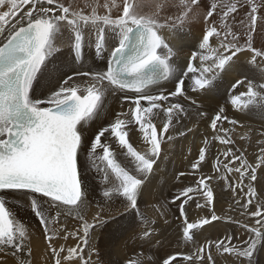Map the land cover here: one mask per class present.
<instances>
[{
  "label": "snow or ice",
  "instance_id": "1",
  "mask_svg": "<svg viewBox=\"0 0 264 264\" xmlns=\"http://www.w3.org/2000/svg\"><path fill=\"white\" fill-rule=\"evenodd\" d=\"M155 7V12L145 14L142 0H85L83 7L78 0H0V253L15 257V264H32L29 229L18 219L17 210L30 211L36 218L53 264H107L93 259L100 255L97 236L128 214L152 223L141 213L140 200L160 158L164 135L174 122L191 115L193 107L200 119L210 121L211 139L225 145L226 150L215 157V174L232 192L243 193L244 202L235 203L245 209L243 214L255 218L254 224H241L249 233L244 247L226 235L156 264H216L213 248L232 257L231 264H256L255 253L264 246V204L254 203L259 194L253 182L264 188V172L259 181L257 177V169H264V143L250 163L235 147L232 134L239 121L229 119L225 107L209 116L191 93L212 91L245 51L251 65H257V58L264 60V50L253 46L258 21L264 34V0H229L222 6L217 0H166ZM166 7H175L178 14L161 16ZM199 9H207L206 27L198 50L181 68L178 52L164 31L185 32L198 19ZM63 48L71 59L59 66L56 58ZM93 49L95 57L105 61L102 70L91 66L85 70V52ZM162 81L170 83L171 90ZM41 84L45 92L36 95ZM240 87L246 91L235 94ZM231 88L232 109L256 111L264 119V82L245 76ZM113 97L127 102V110L97 127ZM161 115L164 122L158 129L155 121ZM224 122L233 127H224ZM132 131L141 135L147 151L130 142ZM208 145L205 137L193 169L206 160ZM89 172L99 178V201L90 198ZM213 178L202 176L195 188H184L172 200L180 201L185 242L196 244L204 225L222 219L214 209L192 222L186 214L190 201L201 210L212 205ZM192 193L202 196L204 203ZM93 203L97 210L86 218ZM62 216L77 220L79 227L68 231ZM154 231L144 228L140 238L145 244L155 242ZM69 237L76 240L75 246L66 249L56 243ZM151 259L147 257L148 264ZM126 264H145V259L138 255Z\"/></svg>",
  "mask_w": 264,
  "mask_h": 264
},
{
  "label": "bare ground",
  "instance_id": "2",
  "mask_svg": "<svg viewBox=\"0 0 264 264\" xmlns=\"http://www.w3.org/2000/svg\"><path fill=\"white\" fill-rule=\"evenodd\" d=\"M152 1L153 0H150L147 3L144 1L145 3H142L141 11L146 12L145 14H152L156 11V4L166 2V0ZM84 2L85 0H78V4L81 7H83ZM211 2L212 0H208V3ZM227 2H229V0H217L219 6H222ZM202 10L207 11V9H199L198 19H194L192 23L187 26L185 32L175 30L164 31L166 40L170 46L178 52L177 64L181 68L188 63L191 53L198 50V41L203 34V29L206 27L203 23L204 14L201 15ZM100 11L103 12V9ZM160 14L161 16L178 14V10L175 7H166L161 10ZM211 43L213 47L217 46L218 42L215 37L211 38ZM253 46L264 50V34L261 33L259 21L257 24V31L253 34ZM105 55H107V53H105ZM250 58V54L247 51L240 54V61L236 64L234 70L224 75L221 80H218L216 87L212 91L201 95L191 93V95L197 100V104L200 106L201 110L208 113L209 116L215 115L220 107H225L229 119L239 121L238 125L235 126L234 134H232L233 139L236 141L235 147L236 149H240L251 163L254 158L259 155V148L261 144L264 143V135H261V133H264V119H262L256 111L240 112L232 109L230 103H228L230 96L234 91L231 88V85L235 83L236 80L244 79L245 76H248L253 78L255 82H264V76L261 74V69H264V60L257 58V65L254 66L248 62ZM70 59L71 57L69 56L67 48H63L62 52L58 54V57L56 58V63L59 66H64ZM174 59H176V57H174ZM197 63H199V61H197ZM88 66H91L96 70H102L105 67V61L102 58L95 57L94 49L86 50L85 52V70H87ZM187 83L188 81H186V85ZM162 85L166 89L171 90L170 83L166 82ZM241 91H246V89L240 87L235 90V94H239ZM44 92L45 88L43 84L37 87L36 95H42ZM107 103L108 106L105 109V114L100 118L97 127L101 124H106L108 121L114 120L117 112L122 109L126 111L128 107L127 102L122 103L120 99L114 97L110 98ZM191 113V115L184 117L179 123L174 122V126L169 129V133L164 135V143L162 144L160 158L157 160L156 165H154V172L149 177V181L146 184L143 196L140 200V206L142 207L141 210L143 211L144 216L150 221L151 218H154L157 224L154 225L151 223L149 225L147 221H143L142 218L138 219L136 218L137 216L130 214L124 215L122 217V222L119 221V224L115 223L101 230L100 234L97 236L96 244L100 251V255L99 257L93 256L94 260L99 259L107 262V264H126V261L130 256L129 253L132 254L135 252L136 254V251L132 250V246L130 245L133 240H135L133 243L136 245L138 244L140 249H146V246H151L152 243L145 244L140 238L145 227H150L155 230L154 240L156 244L155 247H151V250L148 252L150 254H147L148 257L152 258L151 264H156L157 261H161L163 258H167L168 256L174 255V253L176 254L183 250L182 245L179 242V239H182V236L180 238L178 236L183 227L182 216L180 217L179 209L177 207L180 201L172 203V200L183 190V188L186 187L183 181L190 183V187L194 186L195 188L196 182L199 180L196 174L197 171H202L206 169L208 165L215 163V157L226 150L225 145L220 144L217 140L211 139L213 132L210 128V121L207 118L200 119L196 115L195 107L191 109ZM163 122L164 117L161 115V117L155 121L158 129ZM223 126L227 128L233 127L227 122H224ZM188 129H192V131L189 132ZM181 132L185 133V135H180ZM169 135L172 137L171 140L168 139ZM129 136L130 142L133 143L137 150L141 152L147 151V145L143 142L141 135L138 132L132 131ZM205 137L209 138L206 160L201 162V167L199 169H193L192 164L198 160V151L203 147ZM221 161H223V156H221ZM262 172H264V169H257L258 181ZM180 173H185V175L180 176ZM216 176H218L217 179L210 181V184L214 189L213 207L211 206L212 208L205 212L204 209H200L199 211L204 212L209 216L214 209L216 215L221 214L218 216L222 217V219L216 223H211V225H204L200 230L202 234L196 239L199 241L205 240L207 242V240L210 239L211 241L214 237L218 239L224 238L227 235L233 238V244L244 247L246 246L245 241L249 238V233L241 227V224L252 225L254 224L255 218H250L243 214L245 209L235 203L236 199H240L241 203L244 202L246 197L243 196V193L237 195V193L232 192L231 189L225 186L227 181L222 180L219 175ZM231 179L235 183L236 174H233ZM177 181L180 182L177 183ZM87 183L89 185L90 198L94 201H99L98 177H95L93 173L89 172L87 174ZM246 184L247 181H245V185ZM253 184L259 194L254 198V203L258 202L259 204H264V188H262V184L257 182H253ZM194 194L197 195L198 193ZM198 197H200L199 194ZM162 206L166 207V209H163ZM168 207L170 208L168 209ZM188 207L189 205L187 208ZM196 209L198 208H195V210ZM96 210V204L93 203L86 213V218H90ZM251 210L255 211V208H252ZM161 212L164 214L161 215ZM200 212H195V215L200 214ZM201 215H193L194 218L193 216H190L191 220H189V222H192L193 219L199 220ZM17 217L21 222H24L29 229L31 237L29 246L32 248V264H53L47 251V242L43 237L36 218L30 211L24 210H17ZM228 217H231V220H229ZM61 221L70 232L79 227L78 221L72 217L65 218L62 216ZM163 224H165V226ZM182 242L185 241L182 240ZM56 243L62 244L67 249L68 247L75 246L76 241L73 240L72 237H69L66 241L61 239ZM171 244H177L176 247L180 246L176 249L179 250V252L176 250L167 251V245ZM191 250L193 251V248H191ZM85 252H87V250H85ZM134 255H131V258L129 257V259H132V256ZM145 255L143 256L145 257ZM212 255L216 264H231L233 259L232 257H229L228 254L217 253L215 249H212ZM153 256H157L156 261ZM0 258H7L11 264H15V257H12L11 255L0 253ZM22 258L27 257L22 256ZM177 260L181 259L177 257ZM255 261L256 264H264V246L255 253ZM145 264H148L147 258H145ZM173 264H176V262H173ZM184 264H188V262L184 261Z\"/></svg>",
  "mask_w": 264,
  "mask_h": 264
},
{
  "label": "rangeland",
  "instance_id": "3",
  "mask_svg": "<svg viewBox=\"0 0 264 264\" xmlns=\"http://www.w3.org/2000/svg\"><path fill=\"white\" fill-rule=\"evenodd\" d=\"M147 3L148 1H150V0H142V3H145V2ZM178 1V0H177ZM101 2H103V0H101ZM152 2H154V0L152 1ZM144 13H146V12H144ZM206 13V11L205 10H202V14L201 15H203V14H205ZM215 163H213V164H211V165H208V167L206 168V169H204V170H202V171H197V177L200 179L202 176H203V174H204V176H208V175H213V176H215L213 179H217L218 178V176H216L215 175V168L213 167V165H214ZM213 167V168H212ZM212 170V171H211ZM204 171V172H203ZM213 172V173H212ZM203 173V174H202ZM202 174V175H201ZM212 179V180H213ZM98 180H99V178H98ZM180 181H177V183H179ZM183 183H185L184 185L186 186V187H190V183H188V182H186V181H183ZM176 184V183H175ZM185 187V188H186ZM193 188H194V186H193ZM184 189V188H183ZM194 193H192L191 195H193ZM196 194H194L193 195V197H194V199L195 200H197L199 203H201V204H203L204 203V198L203 197H198V194L195 196ZM201 198V199H200ZM203 198V199H202ZM189 205V207L187 208V206ZM193 205V206H192ZM212 206V205H211ZM206 207V208H204V212L205 211H207V210H209L210 208H212V207ZM193 207V208H192ZM162 208L163 209H166V207H164V206H162ZM170 207H168V209H169ZM185 208H186V210H188L187 212H189V213H186L187 215L189 214V220H191L190 219V216H200L201 214V218H203V217H208V215L207 214H205L204 212H200L199 210L200 209H196L195 210V208H196V206H195V204L194 203H192L191 201L189 202V204H187V205H185ZM190 208V209H189ZM192 208V209H191ZM140 209H142V207L140 206ZM190 210H192V211H190ZM200 212V214H196L195 215V212ZM194 212V213H193ZM141 213H143V211L141 210ZM193 213V214H192ZM205 216H204V215ZM144 215V214H143ZM179 215H180V217H181V214H180V212H179ZM218 215H221V214H218ZM137 217L136 218H138V219H140V218H142L141 217V215H136ZM194 216H193V218H194ZM200 218V219H201ZM181 219L183 220V218L181 217ZM122 222V218H119V220H118V224L120 223V222ZM218 221H221V220H218ZM218 221H213L212 223H216V222H218ZM75 222V221H74ZM74 222H73V224H74ZM151 222H152V224H157V222H156V220L154 219V218H151ZM117 224V223H116ZM164 226H165V224H163ZM209 225H211V224H209ZM205 226H208V225H205ZM204 227V226H203ZM182 230H183V227L181 228V231H180V233H179V238L182 236ZM210 232V231H209ZM181 234V235H180ZM71 238V237H70ZM197 238V237H196ZM219 239H223V238H212L211 239V241H216V240H219ZM74 240V239H73ZM182 240L183 239H179V242H180V244L182 245V248H183V250H181L180 252H179V250H176V249H178L180 246H178V247H176V245L177 244H171V245H167V247H166V249H168L167 251H169V250H176L177 252H179V253H190L192 250H191V248H193V250L195 249V247L196 246H198L199 244H202V243H206V241L205 240H203V241H199V240H197L196 239V245L195 244H193V243H189V242H182ZM76 241V240H75ZM135 240H133L132 242H131V249L132 250H134V251H136V254H135V252H133L132 254H130L129 253V257L131 258V255H134V256H132V259L133 258H137V256L139 255H141V257L143 256V255H145V257L143 256L142 258H147L148 257V255L147 254H150V253H148L150 250H151V247H155V244H156V242L155 243H152V244H154V245H152L151 244V246H146V249H144V248H139V246H138V244L136 245L135 243H133ZM184 241V240H183ZM207 241H210V239L209 240H207ZM199 242V243H198ZM135 244V248L133 247V245ZM198 244V245H197ZM194 245H195V247H194ZM137 246H138V248H137ZM176 247V248H175ZM184 248H186V249H184ZM188 248V249H187ZM214 249V248H213ZM85 250H87V249H85ZM187 250V251H186ZM141 252V253H140ZM154 253V252H153ZM163 253V252H162ZM175 254V253H174ZM177 254V253H176ZM147 256V257H146ZM150 256V255H149ZM129 257H128V259H129ZM154 257V256H153ZM156 257V258H155ZM154 257V259H155V261H156V259H157V256H155ZM177 257H179V259H182V257H180V256H177ZM0 260H2V264H11V262L9 261V259H7V258H0ZM52 263H53V261H52Z\"/></svg>",
  "mask_w": 264,
  "mask_h": 264
}]
</instances>
